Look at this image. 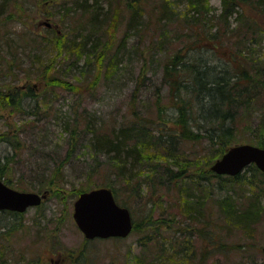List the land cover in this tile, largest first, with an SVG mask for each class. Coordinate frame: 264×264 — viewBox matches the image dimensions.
<instances>
[{
  "label": "rangeland",
  "instance_id": "374dc122",
  "mask_svg": "<svg viewBox=\"0 0 264 264\" xmlns=\"http://www.w3.org/2000/svg\"><path fill=\"white\" fill-rule=\"evenodd\" d=\"M39 1L7 0L1 7L4 1L0 0V89L31 85L36 93L32 100L24 101L26 111L32 110L33 114L18 111L9 104H0V132L9 130L8 135L17 132L22 141L19 157L12 164L11 179L16 185L22 183L29 191L36 189L41 169L52 165L47 153H65L69 131L74 122L73 110L76 111V121L82 129H85L88 122L95 127L101 124L102 128L109 129L118 128L127 120H132L133 109L140 117H154L158 109L157 101L161 107L168 109V84L164 82L162 73L164 61L176 51L184 50L183 44L193 41L194 36H197L194 32L199 31L201 35L199 45L215 48L216 53L207 55L214 65L220 60L217 55L223 61L222 58L229 54L231 46L243 52H246L244 48L251 47L254 58L264 63V15L244 2H240V6L235 5L236 8L234 6L226 14L223 13L221 0H208L206 8H194L191 0H170L171 12L162 15V21L168 22V27L176 29V32L172 31L163 43L158 40L157 43L150 40L149 23L144 26L146 15L139 17L142 24L137 29H126L128 13L122 17L124 4L120 0L113 1L117 7V18L111 17V14L108 22L97 18L95 21L99 26L95 32L84 29L87 22L80 24L74 19L75 16L71 19L73 13L76 15L80 12L79 8H76V12L71 10L73 1H48L44 5H39ZM145 6L148 11H159L151 1L146 2ZM252 20L258 25L249 28L248 24ZM44 21L51 22L52 26L47 28ZM162 21L158 17L153 25H159ZM190 26L197 28V31L190 30ZM53 30L63 32L70 44L82 39L80 31L90 35L87 45L94 43L97 37L105 39L108 35L112 44L102 59L103 65L84 68V57L75 62L76 56L72 53H69V58L56 56L51 41L50 45L47 43ZM214 34L216 40L209 39ZM37 57L45 63H50L54 58L56 76L80 87L86 85V89L69 90L55 85L47 86L41 78L40 68L34 63ZM36 100L42 103L37 109L34 107ZM260 111L261 102H257L243 116L244 121L238 125L237 137L240 141L237 142H249L247 140L254 133L253 127H257ZM88 136L82 134L80 142H84ZM199 147H195L196 152L206 151L202 143ZM10 150L8 143H0V155ZM86 153L87 148L79 144L67 163L63 187L52 189L40 205L29 207L16 218L13 215L7 220L8 215H0V264H137L134 259L139 251L137 239L144 231L132 232L121 239L95 238L87 241L73 221L76 190L89 183L84 178L85 161L90 157ZM242 173L250 174L251 170L244 169ZM246 189L248 187H241L239 183L234 184L232 192L235 200L243 201L248 194ZM225 192L226 189L216 187L212 194L213 197H221L226 195ZM168 204L164 202L163 206L169 208ZM128 205L131 209H138L137 215L144 210L137 201H130ZM205 205L210 203L205 201ZM158 208L162 209L161 206ZM5 220L8 227L5 226ZM221 239L223 244L216 250H207L206 264H264L261 248L264 246V212L260 213L259 220L254 223L252 235L248 236L244 228L238 230L233 227L228 235L223 232ZM194 240L198 245L204 243L195 237ZM83 250L88 253L83 254ZM196 253L198 251L189 256L190 264L196 263ZM178 254L182 258L186 256L184 251ZM186 262L184 259L180 264Z\"/></svg>",
  "mask_w": 264,
  "mask_h": 264
},
{
  "label": "trees",
  "instance_id": "16d2710c",
  "mask_svg": "<svg viewBox=\"0 0 264 264\" xmlns=\"http://www.w3.org/2000/svg\"><path fill=\"white\" fill-rule=\"evenodd\" d=\"M3 1L1 7L7 3V0ZM48 1L57 2L41 0L39 5ZM71 1L75 4L71 10L76 12V8H79L80 12L76 15L73 13L70 17L73 19L75 16L74 19L80 24L87 22L84 29L95 32L99 26L95 21L97 18L105 22L111 20V15L117 18V7L113 4L116 0ZM120 1L124 4L123 12L127 11L125 14L121 12L122 17H126L128 13L127 30L137 29L142 24L139 17L146 15L147 22L144 26L149 23L151 42L158 40L163 43L172 31L176 32V29L168 27V22L162 21V15L171 12L170 0ZM148 1L153 2L154 8H159V11H148L145 6ZM221 1L223 13L226 14L235 5L240 6V2H244L264 15V0ZM191 3L194 8L207 7L206 0H191ZM158 17L162 22L155 26L153 23ZM170 24L172 25L171 22ZM255 25L258 24L254 20L248 24L249 28ZM189 29L197 31V28ZM51 33L52 37L48 38L47 43H52L57 54L62 55L65 51L68 58L69 53L75 54V62L84 57V68H90L91 65L102 66V59L112 44L108 35L105 39L97 37L94 43L87 45L90 35L81 33L82 39L70 44L64 35L59 36L54 30ZM194 34L197 36H194L193 41L183 44L184 50L171 54L163 64V79L168 84L167 95L170 98L169 111L157 101L158 109L154 117H140L133 109L132 120H127L118 128H102L101 124L95 127L88 122L85 129H82L76 121V111L73 110L72 121L75 123H72L69 131L66 151L55 155L47 153L52 166L37 178L39 182L34 188L42 191L46 188L52 190L63 187L67 163L79 144L83 145L87 148V157L90 155L85 161L86 171L84 170V178L89 183L77 188V195L82 190L107 186L112 189L120 204L128 205L130 201H137L144 209L135 216L133 224V232L144 231L137 239L142 245L140 255L135 258L137 264H180L184 259L188 262L186 264H190L189 256L195 251H198L195 264H206L207 250H216L223 244V232L228 235L233 227L238 230L244 228L245 233L250 236L254 223L260 216L258 196L264 194V172L252 163L245 168L251 170L250 174L240 173L233 177L213 173L209 166L228 146L240 141L237 137L238 125L257 102H261V114L257 127H253L251 139L247 141L264 147V63L255 59L252 51L245 53L231 47L229 54L222 58L223 61L217 55L219 64L214 65L207 55L216 53L215 48L199 45L201 35L199 31ZM216 38L214 34L209 39ZM152 46L155 45L152 43ZM251 52L253 55H249ZM35 60L47 86L55 85L69 90L86 89V85L80 87L56 76L54 59L50 63L40 62L39 57ZM34 96L35 88L31 85L15 89L4 88L0 89V104H9L18 111L33 114L32 110L26 111L24 101H30ZM41 106L40 101L34 105L35 109ZM8 132L9 130L0 132V143L6 142L11 147L10 152L0 155V178L12 187L16 185L11 179L12 164L19 157L22 141L17 132L9 135ZM82 134H89L84 142H80ZM201 143L206 150L204 153L195 150V147L200 148ZM94 178L96 179L93 180ZM237 183L241 187H248V194L244 193L246 197L243 201L235 200L233 192L234 184ZM22 185L17 184L16 187L28 189ZM216 187L226 189V195L213 197ZM205 201L210 205H205ZM164 202H169V208L163 206ZM0 213L8 215L7 220L15 214L7 210ZM4 223L8 227L6 220ZM194 237L204 242V246L201 245L195 251L192 248L184 251V245L189 244L185 240H192ZM165 244H170V251ZM181 251L188 258H182L178 254Z\"/></svg>",
  "mask_w": 264,
  "mask_h": 264
},
{
  "label": "water",
  "instance_id": "95a60500",
  "mask_svg": "<svg viewBox=\"0 0 264 264\" xmlns=\"http://www.w3.org/2000/svg\"><path fill=\"white\" fill-rule=\"evenodd\" d=\"M249 163H254L264 172V148L250 143L235 144L214 160L210 170L218 174L236 176ZM49 191H20L8 186L0 178V210L23 212L29 206L41 203ZM73 218L86 238L125 237L130 233L132 221L130 211L114 199L107 187L82 191L73 203ZM264 253V246L262 247Z\"/></svg>",
  "mask_w": 264,
  "mask_h": 264
},
{
  "label": "bare ground",
  "instance_id": "6f19581e",
  "mask_svg": "<svg viewBox=\"0 0 264 264\" xmlns=\"http://www.w3.org/2000/svg\"><path fill=\"white\" fill-rule=\"evenodd\" d=\"M206 3H208V0H206ZM1 25V24H0ZM44 25L45 26H47V28H50L51 26H52V23L51 22H46V21H44ZM56 33H58V35L60 36V35H63V32H58V31H56ZM65 36V35H64ZM50 37V36H49ZM49 37H47V39L49 38ZM232 47V46H231ZM54 49V48H53ZM245 50H246V52L247 51H252L253 52V50L251 49V47L248 49V48H244ZM245 52V53H246ZM55 55L56 56H58V57H68L67 55H66V52L65 51H63L62 52V55H59V54H57V50H56V53H55ZM54 59V58H53ZM259 62H260V60H258ZM40 62H42V61H40ZM34 63L35 64H37V66H38V62L35 60L34 61ZM53 63L55 64L56 62H55V60H53ZM219 64V63H218ZM217 66V65H216ZM32 100V99H31ZM37 101V103L39 102L38 100H36ZM235 144V143H234ZM52 166V165H51ZM47 168V170L49 169V166H45L44 168H42L41 169V174L45 171V169ZM40 174V175H41ZM40 175L37 177V178H39L40 177ZM104 187H107V186H104ZM107 188H109V187H107ZM109 189H111V188H109ZM111 191H112V189H111ZM112 193H113V191H112ZM259 195V194H258ZM258 199H259V205H260V213L262 212H264L263 211V209H264V194H260L259 196H258ZM260 203H262V204H260ZM130 204V203H129ZM123 207H127L128 209H129V211H130V217H131V221H132V228H131V230H130V233H132L133 232V224H134V218H135V216H137V211H138V209L137 210H135V209H131V206L130 205H122ZM2 210H4V209H2ZM2 210H0V212L2 211ZM6 210V209H5ZM0 215H2V214H0ZM4 216L5 217H7V215H5L4 214ZM3 216V217H4ZM54 231H55V229H53ZM129 233V234H130ZM129 234H127L126 236H128ZM126 236L125 237H122V236H111V237H109V238H115V237H117V238H119V239H121V238H126ZM189 239V238H188ZM186 242H188L189 244H185L184 245V251H188V250H190L191 248L195 251V250H197V249H199L200 247H199V245H198V243H197V241L196 240H194V241H192L191 239H189V240H185ZM201 243V242H200ZM201 244H203V243H201ZM165 246H167V248L169 249V251L171 250V246H170V244H165ZM201 246V245H200ZM142 247V245H140L139 244V251H138V255H140V253H141V248ZM188 247V248H187ZM263 247V246H262ZM261 247V248H262ZM188 249V250H187ZM84 252H83V254L84 253H88V251H86V250H83ZM82 254V255H83ZM137 257V255L134 257V259ZM136 260V259H135Z\"/></svg>",
  "mask_w": 264,
  "mask_h": 264
},
{
  "label": "flooded vegetation",
  "instance_id": "af4514ba",
  "mask_svg": "<svg viewBox=\"0 0 264 264\" xmlns=\"http://www.w3.org/2000/svg\"><path fill=\"white\" fill-rule=\"evenodd\" d=\"M13 215H14L15 218H16V217H19V216H17V215H21V214L15 213V214H13Z\"/></svg>",
  "mask_w": 264,
  "mask_h": 264
}]
</instances>
